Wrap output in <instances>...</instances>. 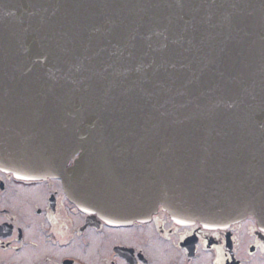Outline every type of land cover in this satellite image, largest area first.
<instances>
[{
  "label": "water",
  "instance_id": "95a60500",
  "mask_svg": "<svg viewBox=\"0 0 264 264\" xmlns=\"http://www.w3.org/2000/svg\"><path fill=\"white\" fill-rule=\"evenodd\" d=\"M0 167L116 224L264 228V0H0Z\"/></svg>",
  "mask_w": 264,
  "mask_h": 264
},
{
  "label": "flooded vegetation",
  "instance_id": "af4514ba",
  "mask_svg": "<svg viewBox=\"0 0 264 264\" xmlns=\"http://www.w3.org/2000/svg\"><path fill=\"white\" fill-rule=\"evenodd\" d=\"M0 264H264V228L254 216L179 223L162 207L116 224L80 209L59 178L0 167Z\"/></svg>",
  "mask_w": 264,
  "mask_h": 264
}]
</instances>
